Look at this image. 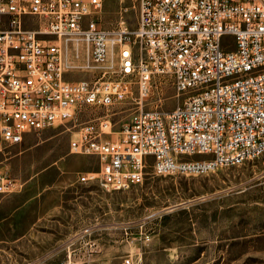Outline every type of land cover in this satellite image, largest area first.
<instances>
[{
  "label": "built area",
  "instance_id": "built-area-1",
  "mask_svg": "<svg viewBox=\"0 0 264 264\" xmlns=\"http://www.w3.org/2000/svg\"><path fill=\"white\" fill-rule=\"evenodd\" d=\"M137 5L131 28L125 20L103 25V0H0V152L26 133L77 127L70 152L100 162L80 172L78 183L104 191L198 167L208 173L264 153V0ZM227 34L233 45L223 44ZM82 44L85 66L75 60ZM77 66L98 68L97 76L69 77ZM156 80L176 90L169 111L160 107V91L145 107ZM122 102L134 105L120 130L106 116L79 122L89 107ZM4 179L0 192L11 187ZM124 264L142 263L128 255Z\"/></svg>",
  "mask_w": 264,
  "mask_h": 264
},
{
  "label": "rangeland",
  "instance_id": "rangeland-1",
  "mask_svg": "<svg viewBox=\"0 0 264 264\" xmlns=\"http://www.w3.org/2000/svg\"><path fill=\"white\" fill-rule=\"evenodd\" d=\"M137 17V0H103V25L125 20L135 28ZM234 43L233 35L223 37L224 45ZM80 49L75 60L85 66L87 46ZM97 69L77 66L69 77L91 79ZM154 89L145 107L154 105L159 91L165 95L161 108L169 111L176 106L170 82L161 86L156 80ZM133 105L89 107L79 122L106 116L120 130ZM139 107L143 102H136ZM52 140L63 154L70 134H57ZM11 146L0 152L2 159L15 154ZM83 157L70 154L60 165L70 172L81 167ZM63 190L61 212L49 220L54 241L32 242L31 253L20 246L0 247V264H124L128 255L142 264H264V153L208 173L149 177L127 190L104 191L78 182Z\"/></svg>",
  "mask_w": 264,
  "mask_h": 264
},
{
  "label": "crops",
  "instance_id": "crops-1",
  "mask_svg": "<svg viewBox=\"0 0 264 264\" xmlns=\"http://www.w3.org/2000/svg\"><path fill=\"white\" fill-rule=\"evenodd\" d=\"M61 133H69L71 140L77 130L52 127L26 133L21 142L12 144L15 154L10 159L0 156V176L11 183L8 191L0 192V247L20 246L31 253L32 242L52 243L49 222L61 212L66 194L63 189L77 183L80 172L99 169L97 156L82 155L81 167L67 172L60 161L72 154L70 140L60 151L63 154H58L52 140Z\"/></svg>",
  "mask_w": 264,
  "mask_h": 264
},
{
  "label": "bare ground",
  "instance_id": "bare-ground-1",
  "mask_svg": "<svg viewBox=\"0 0 264 264\" xmlns=\"http://www.w3.org/2000/svg\"><path fill=\"white\" fill-rule=\"evenodd\" d=\"M131 40H140V33H131ZM136 110H143V107H139ZM205 173V167L196 168V174Z\"/></svg>",
  "mask_w": 264,
  "mask_h": 264
}]
</instances>
